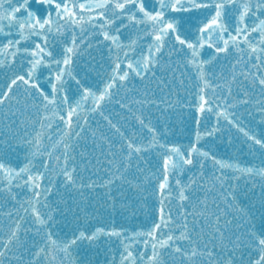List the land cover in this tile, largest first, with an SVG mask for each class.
<instances>
[{
    "label": "snow or ice",
    "instance_id": "obj_1",
    "mask_svg": "<svg viewBox=\"0 0 264 264\" xmlns=\"http://www.w3.org/2000/svg\"><path fill=\"white\" fill-rule=\"evenodd\" d=\"M0 264H264V0H0Z\"/></svg>",
    "mask_w": 264,
    "mask_h": 264
}]
</instances>
